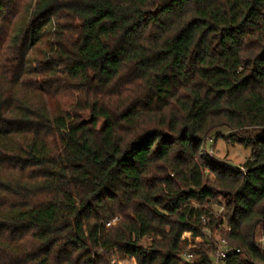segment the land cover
I'll list each match as a JSON object with an SVG mask.
<instances>
[{"label": "trees", "instance_id": "1", "mask_svg": "<svg viewBox=\"0 0 264 264\" xmlns=\"http://www.w3.org/2000/svg\"><path fill=\"white\" fill-rule=\"evenodd\" d=\"M204 215L264 264V0H0V264H217Z\"/></svg>", "mask_w": 264, "mask_h": 264}, {"label": "rangeland", "instance_id": "2", "mask_svg": "<svg viewBox=\"0 0 264 264\" xmlns=\"http://www.w3.org/2000/svg\"><path fill=\"white\" fill-rule=\"evenodd\" d=\"M46 48V42L43 41L31 51V57L35 58L36 56H41ZM83 117L86 119L90 118V112L85 111L83 113ZM220 131L226 135L230 133V130H228L227 127L221 128ZM206 151L213 158L225 162V164H229L234 168L243 167L244 163L250 158L252 152L250 147H247L239 142L230 141L225 137L210 139L207 143ZM219 201L220 203H218V205H215L211 208L213 209L211 212L214 214L215 218L224 217L225 215V200L223 196L219 195ZM117 220V218L114 219L113 223H115ZM203 221L208 225L205 229V232L210 238H213L216 241L218 249L231 246L228 240L221 235L220 228L213 229L209 225V217L207 215L203 216ZM144 243H147V241L145 240ZM217 251L214 254L215 259L217 257ZM187 257L189 259L192 258V256ZM113 261L117 264H138L134 258L117 259L114 257Z\"/></svg>", "mask_w": 264, "mask_h": 264}, {"label": "built area", "instance_id": "3", "mask_svg": "<svg viewBox=\"0 0 264 264\" xmlns=\"http://www.w3.org/2000/svg\"><path fill=\"white\" fill-rule=\"evenodd\" d=\"M232 250H233L232 246L219 248L216 254L217 256L216 263L221 264V262L226 258L227 254L230 253ZM188 256H192V255L189 254Z\"/></svg>", "mask_w": 264, "mask_h": 264}]
</instances>
